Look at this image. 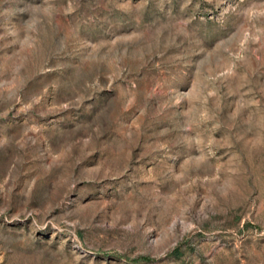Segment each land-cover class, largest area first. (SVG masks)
Here are the masks:
<instances>
[{
    "label": "rangeland",
    "instance_id": "rangeland-1",
    "mask_svg": "<svg viewBox=\"0 0 264 264\" xmlns=\"http://www.w3.org/2000/svg\"><path fill=\"white\" fill-rule=\"evenodd\" d=\"M0 264H264V0H0Z\"/></svg>",
    "mask_w": 264,
    "mask_h": 264
}]
</instances>
